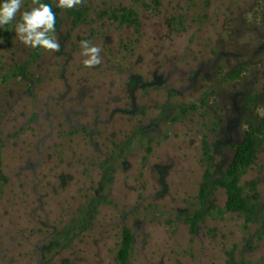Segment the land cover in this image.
Returning a JSON list of instances; mask_svg holds the SVG:
<instances>
[{
    "label": "rangeland",
    "instance_id": "obj_1",
    "mask_svg": "<svg viewBox=\"0 0 264 264\" xmlns=\"http://www.w3.org/2000/svg\"><path fill=\"white\" fill-rule=\"evenodd\" d=\"M39 3L59 52L18 39L32 0L0 27V264H122L126 229L128 264H264V0Z\"/></svg>",
    "mask_w": 264,
    "mask_h": 264
},
{
    "label": "clouds",
    "instance_id": "obj_2",
    "mask_svg": "<svg viewBox=\"0 0 264 264\" xmlns=\"http://www.w3.org/2000/svg\"><path fill=\"white\" fill-rule=\"evenodd\" d=\"M32 3L38 6L24 11L21 22L15 25L18 39L31 48L39 47L46 51L59 52L61 45L52 35L56 31V14L48 4L39 3V0H32ZM82 3L83 0H58L57 7L72 9ZM21 6L22 0H4V3L0 4V27L10 24ZM80 47L81 54L86 57L83 60L85 67L92 68L102 63L100 47L91 45L87 40H81Z\"/></svg>",
    "mask_w": 264,
    "mask_h": 264
},
{
    "label": "trees",
    "instance_id": "obj_3",
    "mask_svg": "<svg viewBox=\"0 0 264 264\" xmlns=\"http://www.w3.org/2000/svg\"><path fill=\"white\" fill-rule=\"evenodd\" d=\"M258 136L254 131H249L244 142L238 146L235 159L227 173V177L216 181L217 184L226 187L229 190L230 197L228 207L235 210H250L248 200L244 196L242 188L241 174L253 163L252 153L258 145ZM208 185L202 188L203 194H206ZM135 240L134 234L130 229H126L125 243L120 251L119 257L122 264H128L130 251Z\"/></svg>",
    "mask_w": 264,
    "mask_h": 264
}]
</instances>
